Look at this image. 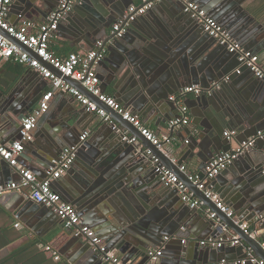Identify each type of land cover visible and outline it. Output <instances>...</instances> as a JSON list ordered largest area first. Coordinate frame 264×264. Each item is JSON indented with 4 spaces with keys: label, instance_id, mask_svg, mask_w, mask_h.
<instances>
[{
    "label": "water",
    "instance_id": "obj_1",
    "mask_svg": "<svg viewBox=\"0 0 264 264\" xmlns=\"http://www.w3.org/2000/svg\"><path fill=\"white\" fill-rule=\"evenodd\" d=\"M38 1L43 3L40 7L37 5ZM60 1L16 0L15 5H22L25 10L29 11L40 9L44 5L47 12H50L59 5ZM97 1L110 7V15L108 18L102 19V21L92 18L85 20L84 17L82 30L79 31H84L85 36L83 39L92 48H94L93 45L96 40L107 37L104 40V47L108 52L121 53L120 59L117 63L115 62L116 65H112L113 70H130L138 75V78H136L133 74L132 81L135 83V87L132 92L134 99L131 104L137 108V103L140 104L139 99L143 100L147 105L144 116L154 113L165 114V103L171 88L177 89V87L189 84H199L205 90H210V93L203 92L201 95H196L194 100L190 99V102H195L198 106L207 107L208 111L212 112L211 114H213L214 107L221 112L218 122L214 121L215 123L210 124L211 130L208 134H210L211 139L207 140L202 146L200 144V149L205 155V157H201L204 169L205 163H208L210 159L216 157L222 151L220 146L223 142L221 137L224 133L222 132L223 128L235 130L237 136H242L241 145L249 142L253 137H257V140L253 145L242 151L230 165L228 171H223L224 173L215 178L223 187L222 195L227 197L225 201L221 196L224 203L227 205L229 203L238 205L236 210L240 214L234 212V217H229L227 213L220 210L206 196L204 190L199 189L196 184L188 180L187 174L180 170L182 166L181 160L173 162L156 145L142 136L139 130L125 120L122 115L100 102V105L112 114L117 123L130 129L138 136V142L129 144L123 142L118 135H109L100 143L98 150L93 148V140L82 143L77 142L80 147L76 159L84 155L85 148L89 149L86 152L87 171L82 170L80 172L81 175H76V184H74L77 192L74 193V196L64 194L78 210L83 220L90 216V211L100 207L106 199L111 197L110 200L113 199L117 203L116 206L120 207L119 211L121 213L118 212V215H113L115 227L107 231L109 236L105 238V242L108 246L117 247L124 256V263L229 264L228 262H223V257L219 255V253L227 250V244L218 248L207 247L203 252L197 249L196 253L191 255L192 258L187 255V250H185L186 255L181 250L176 251L172 256L163 254L155 261L150 259L149 249L162 246L166 241V235L178 236L177 231L185 224V220L189 217L188 215L197 214L199 208H191L189 210L186 205V211L188 209V212L185 213V203L182 201L184 205H179L177 198L179 190L169 186L165 188V185L161 184L157 179L158 175L155 172L152 157L141 151L139 153V144L143 142L152 152V155L157 156L164 165L178 174L194 191L196 196L204 201L205 205L212 211L217 213V217L205 219L210 232L201 236L200 239L207 236L227 239L232 238L233 235H238L240 239V248L238 250L243 257L241 260L247 259L245 264H258L250 261V258L253 255L258 260H264V248L262 247L264 239L260 238L262 234L257 231V235L252 236L250 232L241 227V224L242 221H248V218L243 217L244 213L252 215L253 218H257L260 215L264 217V172L262 160L259 159V153L264 151V145H261L258 141L259 132L264 131V82L253 77L254 75L250 72L251 75L247 74V81L239 84L233 77L235 76L234 70L236 67L230 64L231 61L229 62L231 57H234L239 62L237 54L210 42L204 35L200 37L204 29L199 26L201 28L199 30L198 25L196 26L191 16L189 14L182 15L181 11L178 10L180 9L179 7L178 9H172L171 7L163 6L162 4L165 0H156V2L161 1L160 5L164 8L160 9V13L163 14L162 20L157 21L155 19L156 26L148 22V16L138 17L127 25V32L119 38L109 34L111 26L123 18L126 10L135 3V0ZM170 1L173 2L172 0ZM195 1L201 3L203 8L227 27L247 49L258 42L254 37L256 33L260 30L264 31V25L259 23L247 9L246 0ZM158 10L149 11V16L153 17ZM183 16H187L186 18L192 24L194 22V25L184 24ZM90 19H92L91 22H89ZM253 23L255 24L254 26L251 25ZM134 24L136 27H134ZM0 31L16 41L5 31ZM258 49L259 46L256 45L254 51L257 52ZM103 61L106 64H112V59L108 58V56ZM139 69H143L144 73ZM155 72L158 76L167 74L168 85H171V87L162 91H157L150 87V84L153 83L150 79L156 78L154 76ZM228 75L230 78L225 81L224 77ZM27 76L29 75H22L18 82L21 83L26 80ZM38 76L41 75L38 74ZM144 76L148 77V83L144 82ZM67 79L73 85L81 86L87 92L81 82L71 78ZM155 81L157 80L155 79ZM214 83L219 84L217 88L213 86ZM15 91L16 89L8 95L0 91V124L3 125V132L0 137L3 143L15 139H8L5 136L6 133L10 130L20 132L22 128L21 120L34 110L43 95L42 92H34L31 97L23 99L22 108L18 111H13L9 108L8 101ZM89 96L91 97V94ZM91 98L94 100L96 97ZM170 103L173 107L177 106L172 101ZM80 114L76 109H70L51 116L56 123V129L54 131L48 130L46 134V156H40L36 160L37 167L41 172L43 169L48 171L53 166L52 161L59 158L64 147L76 144L73 136L80 134L82 123L77 118ZM206 114L208 118H211V114L207 113V111ZM46 116H42L35 128L38 130V136L40 137H43L46 132L41 127ZM167 119L169 118L166 115ZM118 150H121L119 153L122 160L121 167L117 172H111L110 165L105 164L107 162L106 158L111 152L116 154ZM134 154L137 157H134ZM140 154H144L143 157ZM5 162L0 159V184L7 182L5 181L7 171L3 166L6 163L9 165V163ZM41 172L37 173L41 174ZM92 174L93 179L95 176L93 182H91ZM122 183H126V188L130 191L133 190L124 197L121 193L126 192V189ZM83 188L84 190H82ZM207 188H210L209 184H207ZM17 195L27 196V191H14L3 197H16ZM0 203H3L1 199ZM31 203L35 204V206L31 207ZM19 205L21 206V211L27 210L37 217L49 218L54 212L53 208L38 204L31 199L25 201V198H22ZM200 217L202 218V216ZM259 220L261 223L264 222V218H259ZM251 224L248 223V226L250 227ZM72 238L80 242L81 249L79 253L85 257L95 258L99 255L83 236L75 234Z\"/></svg>",
    "mask_w": 264,
    "mask_h": 264
},
{
    "label": "crops",
    "instance_id": "obj_2",
    "mask_svg": "<svg viewBox=\"0 0 264 264\" xmlns=\"http://www.w3.org/2000/svg\"><path fill=\"white\" fill-rule=\"evenodd\" d=\"M172 1L173 2H171L170 0H165V2H163L162 5L168 8L171 7L172 9H178L179 7L180 9L178 10L181 11L182 15H187V13L182 11L183 6H182L181 1L179 0H172ZM15 2L16 0H14V3L12 4L11 9L8 12V15L6 16L7 21L14 25L20 24L23 18L34 20L37 23H42L46 20L47 16L52 12V11L47 12L44 5H42V7L40 8L41 10L40 9H33L31 11L25 10L24 7H22V5H15ZM141 2L142 0H135L134 4H138ZM160 2L161 1H157L155 5L153 6V8L149 10V11H155V9L157 10L159 9L153 17L149 16L150 15L149 11L140 17L143 18V17L148 16L147 17L148 22L156 26L155 19H157V21L158 20L161 21L162 20L161 18L163 15L160 13V9H164V8H162V6L160 5ZM253 2L254 0H246V3H248L246 5L248 6L249 4ZM41 4H43L41 1L37 2V5L39 7L41 6ZM159 6L161 7L158 8ZM201 6L203 7L202 4ZM57 7L58 5L56 6V8ZM110 10L111 9L108 5L103 4L101 2L99 3L97 0H80V2L76 5L73 11L70 12L67 18L61 23L58 31L53 35L52 41L50 43L51 51H53V53L56 56L62 58V57L68 56L71 52H86V51L92 50L93 48L90 47L83 39L85 36L84 31H79V30H82L83 18L85 17V20L92 18L94 20L98 19L102 21V19L108 18L111 12ZM251 14L255 17V19L259 23H262L264 25V22L263 20H261V18H257L255 14L253 13ZM186 17L183 16V23L184 24L188 23L187 25L193 26L194 22L192 24V22H190V20ZM92 19H90L89 22H91ZM191 19L195 21V19L192 16H191ZM120 20L118 22H120ZM195 23H196V26L198 25V27L199 26L202 27L196 21ZM251 25L254 26L255 24L253 23ZM134 27H136L135 24H134ZM200 27H199V30H201ZM112 28L113 26H111V30ZM111 30L109 31L110 35H111ZM188 30L190 29L188 28ZM203 35L205 36V38L209 39L210 42L214 44H218L205 31L203 32L202 30L200 37H203ZM254 37L256 38V40H258V42L255 43V45L249 49L254 51V47L256 45L259 46V49L256 53L260 55L262 63L264 65V31L260 30L259 32L256 33V36ZM105 38L101 40H105ZM97 41L99 40H96V42L93 45L94 47ZM107 56L108 58L112 59V64H108V63L106 64L103 61L105 59L104 58L99 63L98 68H97L99 76L101 78L100 86L103 92L115 97L116 100L119 101L122 105L131 107L133 112L137 114L142 119V121L151 130L157 133L159 136L170 135L171 132L169 130V122L173 120L174 118H177L180 115V112L178 110L179 108L177 106H176L177 108L173 107L172 104L170 103V101H172L170 100V97L173 95H180L181 91L186 86L199 85V84H189L183 87H177V89L171 88L170 89L171 91L170 92L168 91L169 97L167 99V102L165 103L166 104V109H164L165 114L162 115L161 113H154L148 116H144L147 105L143 100L139 99L140 104L137 103L138 105L137 108L132 106L131 104L132 100L134 99L133 98L134 94L132 92H133V88L135 87V83H133L132 81L133 74L136 76V78H138V75L135 74L134 72H131L130 70L128 71L127 70L121 71L120 69L118 71L117 70L115 71V69L113 70L112 65H116L115 62L117 63V61L120 59L121 57L120 52L110 53L107 50V55L105 57ZM230 61H231L230 64L232 66L236 68L239 66V62H237V60L234 57H231L229 59V62ZM139 70H142L144 73L143 69H139ZM38 74L39 73L36 70H33L30 67L21 65L15 62L14 60L0 59V91L8 95L14 89H16L15 93L13 94L11 99H9L8 101V106L10 109H12L13 111H18L20 108H22V102L24 98H28L29 96L31 97V95L37 91L44 93L50 87L48 80H46L42 76H38ZM247 74L251 75L250 72L247 69H245L242 74L240 75L234 74L235 76L233 77H235L238 83L241 84L247 81V77H248ZM22 75L23 76L29 75V76H27L26 80L19 83L18 81ZM166 75L167 74H162L161 76H158L157 73L155 72L154 76L156 77L155 79L157 81H155V79L149 78L151 82H153L152 84H150L151 85L150 87H153V89L157 91H162V90L167 89L168 87H171V85H168V81H167L168 76ZM144 82L148 83V77L144 78ZM217 87L218 86H216L215 88ZM78 88L81 91L85 92L81 86H79ZM207 91L208 93H210L209 89H207L204 93H207ZM85 93L89 95L88 92H85ZM195 96H196L195 94L190 93V94H187V96L184 98V102L189 109L188 112H189L191 122L190 124L183 126L180 129H177L176 132L174 133L176 140H174L173 145L169 147L170 149H172V156L171 158L170 157L169 158L173 162H177L181 160L182 165L186 166V170L189 173L204 175V164L202 163L201 157H205V155L203 151L200 149V144L202 146L206 143L207 140L211 139L210 134H208L211 130L210 124L218 122L221 112L216 107H214L213 114H211L212 112L208 111L207 107L206 108L201 107V106H198L195 102H190V99L194 100ZM91 97H95V96L91 95ZM94 101H97L99 104L101 102L97 98H94ZM70 109H76L77 111L81 113L79 116H77V118H79L82 123L80 134L73 136V140L76 142V144H78L77 142H80L81 135L84 132L89 131L90 135L85 141L89 142L93 140L92 146L93 148L98 150L99 149L98 146L100 145L102 141H104L105 137L109 135H117L113 131V128L110 123L103 121L96 113L86 111L84 107L81 105V103L78 100H76L74 96L66 92H56V94L54 95V97L52 98L50 102V108L45 114H43V116L47 115L41 125L42 129L46 131L44 136L43 137L38 136V130L34 129V140L26 144L25 150L20 159V162L26 168L32 170L39 180H44L47 177V170L43 169L41 172L39 168L37 167L38 164L36 160L39 159L40 156H46V139H47L46 134L48 133V130L54 131L56 129V125H55L56 123L54 119L51 118V116L58 115ZM206 111L207 113L211 114V118L207 117ZM110 115L112 116V114ZM166 115L169 118L167 120H166ZM2 126L3 125L0 124V136L3 132ZM226 131H234L235 134L231 138H227L225 136ZM222 132L224 133L221 135L222 141H223L220 146V148H222L221 153L227 152V151H234L242 146L240 140L242 141L243 137L237 136L235 130H232L230 128H223ZM261 133L264 135V131H262ZM5 136L8 137V139L15 138L12 141L6 142V143H10V142L17 140L20 137V132L10 130L6 133ZM0 140H1V137H0ZM256 140H257V137L255 139V142ZM258 141L261 143V145H264V137L263 138L259 137ZM76 144L74 143L73 145H76ZM73 145H70V146H73ZM70 146H66V147H70ZM147 149L148 148L143 142L139 144V148H138L139 153L141 152L146 153ZM88 150L89 149L85 148L84 149L85 153L83 152L84 155L82 157H79V159L78 158L75 159L72 167L70 168L71 173L67 172L66 174H63L60 178L54 180L52 183L53 188L57 192H59L65 200L69 201L68 197L65 194H69V196H74V193L77 192V189L75 187V184H76L75 178H76V175L78 176L81 175L80 172L82 170H86V167H87L86 152ZM120 151L121 150H118L116 154L114 152H111L110 155L107 154L109 156L106 158L107 162H105V164L110 165L111 172H117L121 167L120 164L122 160L119 156ZM143 155L140 154V156L142 157ZM133 156L137 157L136 154H134ZM263 158H264V151L263 152L261 151L259 153V159L262 160V163L264 160ZM3 167L7 171L5 174V178H6L5 181H7L6 183L11 182V181H17L20 179V175L17 172L16 168L9 166L7 163L4 164ZM229 167L227 168L226 171L229 170ZM37 172H41V174L40 173L38 174ZM157 179L160 181L161 184L164 185V183L160 180L159 176H157ZM94 180H95V176L93 179V174H92L91 182H93ZM210 181L211 180L207 182V184H209L210 189L218 193L220 196H222L223 200L226 201L227 197H224L222 195L223 187L221 183L215 180V178L212 179L213 182L212 181L210 182ZM122 185L126 189V192L121 193L123 197L126 196L127 193H131V191H133V190L130 191L129 189L126 188V183H122ZM164 187L166 188L168 186H164ZM82 190H84V188ZM76 194H79V193H76ZM22 198L23 199L25 198V201L30 200L28 196L26 195H22V196L17 195L16 197L9 196L7 198L5 197L1 198L3 203H0V205L6 210V212L9 215L5 217H0V219L3 220V223L0 224V227L11 225V228L13 230L12 238L14 239H11V241L5 247L0 249V260L5 259L12 252H15L16 250L24 246H27L31 243L33 244L35 242L37 250H40V251H44L45 249L44 246L47 244L54 247L61 255L60 260L65 261L67 264H103L101 262L99 255L96 256L95 258H92L90 256L85 257L83 254L79 253L81 249L80 242L76 241L75 239L73 240L72 238V236L75 235L74 233L75 231L64 228L63 224L61 223L60 218L58 217L55 211L53 212V215L50 216L49 218L37 217L35 215H32L27 210L21 211V206L19 205V203L20 201H22ZM110 198L106 199L103 202L104 204L102 203V205L98 207L97 209L90 211L91 213L90 216L87 214L89 217L84 219V224L94 229L95 232L104 241H105V238L109 236L107 231L115 227L114 226L115 223L113 222L114 220L113 215H118L119 214L118 212L121 213V211H119L120 207L116 206L117 203L113 201V199L110 200ZM177 198L179 201V205H184L181 200L180 192H178ZM30 205L31 207L35 206V204H32V203ZM186 205L187 204H185L184 206L185 213L188 212V209L186 211V207L188 205L187 206ZM227 206H229L232 210L234 209V212H236L237 214H240L236 210V208H238L237 204L234 205V203H229ZM190 209L191 208L189 207V210ZM207 209H209L208 206H203L199 208L197 214H193L192 216L188 215L189 217L188 219L185 220V224H183L181 228L179 229V231H177L178 236L176 235L175 239L173 238L171 240H166L163 243L162 245L164 248L163 254L172 256L176 253V251L183 250L184 255H186L185 250H187L188 251L187 255L191 257L193 253H196L197 249H199L202 252L205 249H207L208 246H201L199 244L200 240H205L211 237V236H207V237L200 239L201 236L207 235L206 233L210 232V229L208 228L206 221H205V219L206 220L210 219V216L208 213L209 211ZM244 215L243 217L248 218L247 219L248 221H242V223H247V224L252 223L250 225V230L260 232V234H262L260 238L264 239V222L261 223L259 220V217L253 218V216L248 215V213H244ZM200 216H202V218ZM17 217H20V218H17ZM12 221H14V223ZM17 222H21L23 224V227L22 228L15 227V224ZM233 236H236V235H233ZM109 247L114 249L124 261V256L119 252L117 247H111V246ZM239 248H240V244L232 245L231 243H228L227 250L225 252L219 253V255L223 257V260H224L223 262L234 264L236 261L241 260L243 257L241 255V252L238 250ZM48 257H50L49 254H48ZM60 260L54 259L51 262H48L45 264H54L55 262H59ZM8 261L9 259L7 260V262ZM152 261H155V260H152ZM217 264H224V263H217Z\"/></svg>",
    "mask_w": 264,
    "mask_h": 264
},
{
    "label": "built area",
    "instance_id": "obj_3",
    "mask_svg": "<svg viewBox=\"0 0 264 264\" xmlns=\"http://www.w3.org/2000/svg\"><path fill=\"white\" fill-rule=\"evenodd\" d=\"M179 1L182 3L183 11L191 15L211 38L220 46L225 47L229 52L237 54L239 66L234 70L235 74L240 75L247 69L254 77L264 82V65L258 53L251 49H247L227 27L222 25L215 17L211 16L197 1ZM79 2L80 0H61L58 7L47 16L44 22L37 23L34 20L23 18L20 24L14 25L9 23L6 19L14 0H0V30L5 31L17 41L10 39V37L4 35L0 31V59L14 60L21 65L32 68L43 78L48 80L50 84V87L43 93L42 98L34 110L25 115L21 120L22 128L20 130V137L10 143H3L0 140V159L16 168L20 175V179L17 181L0 184V199L6 194L14 191H27L29 199L38 204L53 208L64 228L72 231L74 230L76 235L83 236V238L90 243L93 250L99 254L103 264H129L124 263L121 256H119L114 249L110 248L94 229L84 224V220L75 206L65 200L52 186L54 180L60 178L70 170L77 157L80 147L79 143L84 142L89 137L90 132H84L78 144L66 147L62 150L60 157L53 161V166L47 171V177L44 180H39L32 170L26 168L20 162L26 144L34 140V129L43 114L50 108V102L56 92H66L74 96L86 111L94 112L103 121L110 123L113 131L123 142L129 144L138 142V136L136 134L117 123L107 112L106 108L102 107L97 101L92 100L89 95L81 91L77 86L70 83L67 78H71L72 80L81 82L89 94L95 96L99 101L122 115L125 120L139 130L142 136L150 140L165 153V155L171 158L172 149L169 147L173 145L174 140H176L174 133L177 129L191 122L188 112L189 109L184 102V98L190 93L201 95L206 90L200 85H190L186 86L181 91L180 95L171 96L170 100L176 103L180 115L169 122L170 135L159 136L133 112L131 107L122 105L115 97L103 92L100 86L101 78L97 68L99 63L107 55V49L104 47V40L97 41L92 50L86 52H71L68 56L62 58L56 56L53 51H51L50 43L53 35L58 31L61 23ZM155 3L156 0H142L141 3L130 5L120 22L113 25L111 34L115 35L117 38L122 37L127 32V25L135 21L138 17L146 14L153 8ZM229 78V75L225 76L224 80L228 81ZM213 85L218 86L219 84L214 83ZM234 134V131L225 132L227 138H231ZM259 137L263 138L264 135L259 132ZM255 139L256 138H251L249 142L244 143L237 150L223 152L211 159L205 166L204 175L189 173L184 165L180 167V170L187 174L188 180L196 184L199 189L204 190L206 196L211 199L220 210L227 213L229 217H234V211L224 203L218 193L207 188V182L227 170L244 149H247L255 143ZM146 154L152 157V162L155 165V172L160 180L165 186L177 188L180 192L181 200L185 204L190 208L206 206L204 201L196 196L194 191L190 189L187 183L182 180L178 174L164 165L157 156L152 155L149 149L146 150ZM207 210L211 218L217 217L216 212L212 211L210 208ZM259 218L263 219L264 217L260 215ZM15 227L22 228L23 224L17 222ZM241 227L247 232H250L252 236L257 235L256 231L250 230L247 223H242ZM173 238L175 239L176 237L165 236V240H171ZM228 243L232 245L240 244L239 236L236 235L227 239L211 236L205 240L199 241L201 246H208L210 248H218ZM262 247L264 248V241H262ZM44 248L54 255L55 260H60L61 255L58 251L54 250L50 245H45ZM163 252V246H158L150 248L148 254L152 260H157L163 255ZM250 261L264 264V260H258L253 255ZM246 262L247 259H243L235 263L245 264Z\"/></svg>",
    "mask_w": 264,
    "mask_h": 264
},
{
    "label": "trees",
    "instance_id": "obj_4",
    "mask_svg": "<svg viewBox=\"0 0 264 264\" xmlns=\"http://www.w3.org/2000/svg\"><path fill=\"white\" fill-rule=\"evenodd\" d=\"M247 9L255 14L257 18H261L264 22V0H254L253 3L247 6ZM261 59V57H260ZM262 61V60H261ZM9 214L0 205V217L8 216ZM14 223V221H12ZM12 228L11 225H6L0 227V249L5 247L12 238ZM48 245V244H47ZM52 247V246H51ZM56 250L54 247H52ZM28 250V252H27ZM57 251V250H56ZM48 254L50 257H48ZM9 261L7 262V260ZM54 255L44 249V251L37 250L35 242L24 246L15 252H12L5 259L0 260V264H45L54 260ZM54 264H67L65 261L60 260Z\"/></svg>",
    "mask_w": 264,
    "mask_h": 264
},
{
    "label": "rangeland",
    "instance_id": "obj_5",
    "mask_svg": "<svg viewBox=\"0 0 264 264\" xmlns=\"http://www.w3.org/2000/svg\"><path fill=\"white\" fill-rule=\"evenodd\" d=\"M246 4H248V3H246ZM246 6H247V5H246ZM2 223H3V220L0 219V224H2Z\"/></svg>",
    "mask_w": 264,
    "mask_h": 264
}]
</instances>
